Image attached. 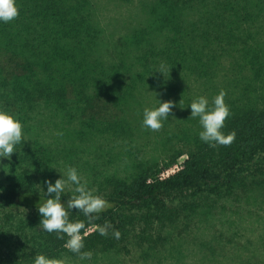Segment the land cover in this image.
Wrapping results in <instances>:
<instances>
[{
	"label": "rangeland",
	"instance_id": "rangeland-1",
	"mask_svg": "<svg viewBox=\"0 0 264 264\" xmlns=\"http://www.w3.org/2000/svg\"><path fill=\"white\" fill-rule=\"evenodd\" d=\"M154 2L92 0L96 23L105 40V45L98 50L105 61L104 68L118 70L124 77L108 93L104 89H110L113 81L86 83L84 93L46 98L40 107L38 104L39 113L26 122L22 108L4 111L22 124L26 142L16 146L10 159H0V194L6 193L12 178L17 176L14 168L34 171L36 187L45 195L44 181L54 184L71 166L95 195L105 199L113 195L115 180L129 182L147 165L160 167L177 156V162L160 175L167 177L183 168L189 152L198 150L204 143L199 138L202 129L198 119H190L189 106L193 99L203 96L211 105L213 98L224 90L225 103L231 112L225 122L244 110L264 106L263 19L244 38L248 41L245 50L232 47L234 39L231 43L218 41L206 47L202 41L205 36L197 38L196 33L190 41L183 38L180 43L205 50L207 58L212 54L203 70L182 74L167 65L171 73L161 74L159 79L141 78L142 61L135 60L137 49L135 44H128L127 37L148 25L154 9L150 6ZM200 9L201 6L187 15L197 26L206 22ZM156 31L152 36L153 48L169 45L166 30ZM109 57L117 61L110 62ZM157 58H161L158 53ZM134 61L137 65L131 64ZM156 62L151 64L155 73L162 64ZM159 101H172L176 107L172 108L168 120L162 122L160 131L145 130L143 110L158 107ZM5 109L8 107L0 111ZM123 121L126 124L122 127ZM253 180L239 185L231 194L221 191L225 188L214 193L188 192L167 198L164 209L153 205L129 209L131 215L153 220V225L148 226L152 234L149 242L140 244L141 240L129 238L115 248H94L90 251L92 259L85 261L67 251L47 258L64 259L66 264H264V183ZM72 195L70 187L62 193L63 198L69 199ZM44 200L30 199L29 203L39 206ZM35 211L38 209L26 206L4 208L0 210V223L6 214H22L27 218ZM171 212H174V222L167 216ZM156 214L166 215L163 223ZM90 229L91 226L85 228L89 234L94 232ZM29 246L31 243L26 247ZM21 261L13 263L34 264V260Z\"/></svg>",
	"mask_w": 264,
	"mask_h": 264
},
{
	"label": "trees",
	"instance_id": "trees-1",
	"mask_svg": "<svg viewBox=\"0 0 264 264\" xmlns=\"http://www.w3.org/2000/svg\"><path fill=\"white\" fill-rule=\"evenodd\" d=\"M15 3L19 10L18 18L10 23L0 22V109L8 107L3 110L7 112L20 107L26 112V122L39 113L38 104L40 107L46 98L65 97L70 92L71 95L84 93L86 83L113 81L110 89L105 87L107 93L118 86L124 74L104 68L105 61L99 55L98 50L105 45V40L96 23L92 0H15ZM199 6L200 14L206 19L201 26L191 22L187 16L189 11ZM150 8L154 9L148 25L127 37L128 44H135L137 49L135 60L142 61L144 71L139 76L143 79L148 76L161 78V73H155L151 67L156 60L166 67L168 65L170 70L182 71V74L205 68L212 54L207 58L205 50L185 47L180 43L183 38L190 41L196 33L197 38L205 36L202 41L206 47L234 39L232 47L245 50L248 41L244 38L255 25L259 26L258 21L263 19L264 23V0H155ZM157 29L166 30L170 44L154 49L152 36ZM201 30L203 32L198 36ZM157 53L161 58L156 59ZM109 58L112 59L110 62L117 61L114 57ZM131 64L137 65V61ZM124 124L123 121L122 127ZM222 131L226 135L236 132L231 146L212 148L203 143L198 150L189 152L182 169L168 177L162 178L160 173L173 166L177 156L160 167L147 165L129 182L115 180L112 183L113 195L105 198L112 207L100 213L94 223L103 225L105 221L110 222L113 229L121 233V238L115 239L112 230L107 237L94 231L84 238L82 251L98 247L115 248L129 238L141 240L140 244L149 242L152 234L148 226L153 225V220L131 215L129 209L150 208L152 205L164 209L165 200L179 194L214 193L219 188H225L221 191L231 194L239 185L253 179L264 183V106L240 112L225 122ZM12 170L17 172V176L12 178L6 193L0 194V210L15 206L38 209L39 206L31 205L29 200H46L47 197L37 189L32 177L34 171L19 167ZM67 200L61 197L65 206ZM172 213L167 214L170 222H174ZM155 216L161 223L166 218V215ZM2 220L0 264L34 260L38 254L54 256L60 251L77 257L63 247L67 236L61 240L55 233L49 234L38 228L41 220L38 211L29 213L27 218L22 214H6ZM69 220H82L86 226H91L77 210L69 212ZM28 243L31 246L27 248Z\"/></svg>",
	"mask_w": 264,
	"mask_h": 264
},
{
	"label": "clouds",
	"instance_id": "clouds-1",
	"mask_svg": "<svg viewBox=\"0 0 264 264\" xmlns=\"http://www.w3.org/2000/svg\"><path fill=\"white\" fill-rule=\"evenodd\" d=\"M18 16L19 10L15 0H0V22L10 23ZM156 72L164 76L170 70L162 63ZM226 95L227 93L221 90L213 98L211 105L206 97L200 96L193 99L189 106L191 108L190 119H198L202 129L199 132V138L212 148L229 147L235 141V131L227 135L222 131L226 119L231 115L230 108L225 103ZM180 103H182V99ZM173 107L176 105L172 101H159V106L156 108L145 107L142 128L152 132L160 131L163 127L162 122L168 120ZM22 142H26L22 124L12 115L0 111V159H10L16 152V146ZM44 184L47 185V192H44L47 199L38 207V213L41 216L38 228L49 234L55 233L61 240L67 236L63 247L78 256L79 260L92 259V252L82 251L85 247L84 238L89 234V231L85 230V221L71 222L69 220L70 211L77 210L78 214L82 213L87 223L91 225L90 230L98 231L101 236L107 237L109 231L112 230L111 234L115 239L121 238V233L114 230L110 222L105 221L103 225L94 223L99 219V214L112 205L103 197L95 195L94 190L88 188L87 182L83 181L75 167H67L61 174V178L56 179L54 184L50 180H45ZM66 187L71 188L73 195L66 201L65 206L64 203H61V197ZM82 230H84L83 235L81 234ZM34 264H66V261L38 254L34 257Z\"/></svg>",
	"mask_w": 264,
	"mask_h": 264
},
{
	"label": "built area",
	"instance_id": "built-area-1",
	"mask_svg": "<svg viewBox=\"0 0 264 264\" xmlns=\"http://www.w3.org/2000/svg\"><path fill=\"white\" fill-rule=\"evenodd\" d=\"M168 176H169V175H168ZM168 176H167V177H168ZM161 177H162V178H165V176H162V175H161Z\"/></svg>",
	"mask_w": 264,
	"mask_h": 264
}]
</instances>
